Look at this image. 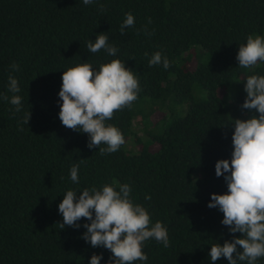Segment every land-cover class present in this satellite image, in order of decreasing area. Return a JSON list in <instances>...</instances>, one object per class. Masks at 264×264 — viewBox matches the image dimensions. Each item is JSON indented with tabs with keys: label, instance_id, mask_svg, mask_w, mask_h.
Here are the masks:
<instances>
[{
	"label": "trees",
	"instance_id": "trees-1",
	"mask_svg": "<svg viewBox=\"0 0 264 264\" xmlns=\"http://www.w3.org/2000/svg\"><path fill=\"white\" fill-rule=\"evenodd\" d=\"M126 13L135 26L121 34ZM98 34L119 49L114 56L88 50ZM249 35L264 36V0H0V264H89L93 254L109 264L110 250L82 238L90 221L61 229L58 209L68 190L79 195L105 184H129L133 202L168 230L169 247L149 239L148 260L133 264H213L211 246L241 235L207 205L211 194L228 191L215 165L231 160L234 120L259 115L242 108L246 79L264 76V63L238 66ZM158 51L167 70L149 67ZM113 59L137 74L141 91L106 121L128 136L131 151L123 144L101 155L87 146L88 134L62 125L58 93L63 71L83 63L98 71ZM10 75L21 89L20 111L2 99L13 95ZM157 111L162 116L152 121ZM74 164L78 183L70 177Z\"/></svg>",
	"mask_w": 264,
	"mask_h": 264
},
{
	"label": "clouds",
	"instance_id": "clouds-1",
	"mask_svg": "<svg viewBox=\"0 0 264 264\" xmlns=\"http://www.w3.org/2000/svg\"><path fill=\"white\" fill-rule=\"evenodd\" d=\"M83 3L90 5L94 0H83ZM125 16L121 34L125 28L135 26V17L131 13ZM108 41L107 35L98 34L95 43L89 41L87 48L91 53L103 49L109 56H114L119 49ZM236 59L241 68L264 63V36L249 35L246 44L239 46ZM161 64L165 70L170 67L167 56L158 51L149 60V67ZM11 68L19 71L15 62ZM61 79L58 95L62 101L59 112L62 125L88 134L87 146L89 149L98 147L101 155L118 151L125 143L124 135L106 121L111 120L116 111L130 109L138 99L141 89L137 74L127 68L124 61L113 59L101 65L98 71L89 63L69 68L63 71ZM8 81V92L13 95L11 98L3 95L2 99L20 111L22 97L17 94L21 90L19 82L11 75ZM244 90L247 96L242 108L250 112L255 110L259 115L247 120H234L231 160L221 159L215 165L216 176L224 177L228 191L211 194L207 205L209 208L218 207L224 217L221 223L229 227L230 233L241 235L231 241L226 240L223 245L217 243L211 246L208 255L213 264L221 257L226 258L228 264H237V261L256 264L258 258L264 257V76H249ZM30 118L29 111L23 123L28 124ZM102 144L106 147H100ZM78 172L79 165L74 164L70 170L73 183L79 182ZM116 187L105 184L100 190L86 188L79 195L74 190H68L58 205L63 217L60 227L79 228L78 221L86 218L90 223L83 225L87 231L82 238L93 248L110 250L112 257L109 264L147 261L148 256L142 250L144 242L155 239L167 248L170 246L168 230L159 221L152 224L150 213L133 202L129 184ZM145 198L151 199L150 196ZM102 258V254H93L89 264H100Z\"/></svg>",
	"mask_w": 264,
	"mask_h": 264
},
{
	"label": "rangeland",
	"instance_id": "rangeland-1",
	"mask_svg": "<svg viewBox=\"0 0 264 264\" xmlns=\"http://www.w3.org/2000/svg\"><path fill=\"white\" fill-rule=\"evenodd\" d=\"M161 116H162V112L157 111L155 114L152 115L151 120H152V121H155V120H157L158 118H160ZM136 129H137L138 133H140V131L138 130V126H136ZM127 144H128V136H127V138H126V140H125L124 148H125L126 150L131 151L130 149H128ZM138 148H139V146H138L134 151H136Z\"/></svg>",
	"mask_w": 264,
	"mask_h": 264
}]
</instances>
